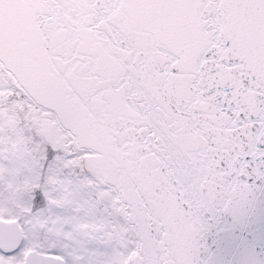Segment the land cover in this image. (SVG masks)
<instances>
[{
	"label": "snow or ice",
	"instance_id": "obj_1",
	"mask_svg": "<svg viewBox=\"0 0 264 264\" xmlns=\"http://www.w3.org/2000/svg\"><path fill=\"white\" fill-rule=\"evenodd\" d=\"M19 2L0 264H264V0H88L74 56L18 32Z\"/></svg>",
	"mask_w": 264,
	"mask_h": 264
},
{
	"label": "water",
	"instance_id": "obj_2",
	"mask_svg": "<svg viewBox=\"0 0 264 264\" xmlns=\"http://www.w3.org/2000/svg\"><path fill=\"white\" fill-rule=\"evenodd\" d=\"M94 8L88 0H20L9 15L18 32L38 39L42 46L47 45L50 54L63 51L65 56H74L72 45L92 31L88 25L95 16ZM120 11L121 7L114 5L111 14L117 15ZM61 38L63 49L54 48V42Z\"/></svg>",
	"mask_w": 264,
	"mask_h": 264
},
{
	"label": "rangeland",
	"instance_id": "obj_3",
	"mask_svg": "<svg viewBox=\"0 0 264 264\" xmlns=\"http://www.w3.org/2000/svg\"><path fill=\"white\" fill-rule=\"evenodd\" d=\"M7 94H8V95H11L10 90L8 91ZM28 108H29L30 111H38V109H36L34 105H28ZM53 123H54V122H53Z\"/></svg>",
	"mask_w": 264,
	"mask_h": 264
}]
</instances>
